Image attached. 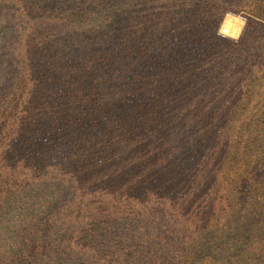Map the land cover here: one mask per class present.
<instances>
[{"label": "trees", "instance_id": "16d2710c", "mask_svg": "<svg viewBox=\"0 0 264 264\" xmlns=\"http://www.w3.org/2000/svg\"><path fill=\"white\" fill-rule=\"evenodd\" d=\"M0 264H264V0H0Z\"/></svg>", "mask_w": 264, "mask_h": 264}, {"label": "clouds", "instance_id": "9594fccd", "mask_svg": "<svg viewBox=\"0 0 264 264\" xmlns=\"http://www.w3.org/2000/svg\"><path fill=\"white\" fill-rule=\"evenodd\" d=\"M229 16V18L232 17L231 13L227 14ZM247 21L243 18H236V24L237 27H235L232 31H229L228 28L231 27V19L229 22V25L226 27H221L217 30V35L221 36L222 38H227V39H231L234 41H238L240 38V35L243 32V28L246 25Z\"/></svg>", "mask_w": 264, "mask_h": 264}, {"label": "rangeland", "instance_id": "374dc122", "mask_svg": "<svg viewBox=\"0 0 264 264\" xmlns=\"http://www.w3.org/2000/svg\"><path fill=\"white\" fill-rule=\"evenodd\" d=\"M228 13H230V12H225L223 15H222V17H221V19H220V21H219V23H218V26H217V30L219 29V28H221V27H223V25H224V21H227L228 22V25H229V22H230V19H231V27L230 28H235V27H237V24H236V18H242V17H240L239 15H236V14H233V13H231L232 14V17L231 18H229V16L227 15ZM248 50L249 51H253V49H252V47L251 46H249V48H248ZM257 60H259V58H256ZM251 61H255L254 60V57L253 58H248V62L249 63H251ZM239 69V67L237 68V70ZM261 70L262 69H253V70H251L253 73H260L261 72ZM245 93L243 92V93H241V95L240 96H242V97H244L245 95H244ZM245 104V100L242 102V103H240V105L241 106H243Z\"/></svg>", "mask_w": 264, "mask_h": 264}]
</instances>
